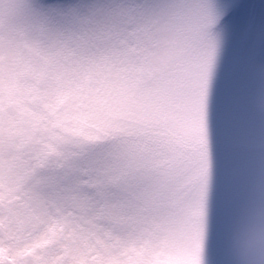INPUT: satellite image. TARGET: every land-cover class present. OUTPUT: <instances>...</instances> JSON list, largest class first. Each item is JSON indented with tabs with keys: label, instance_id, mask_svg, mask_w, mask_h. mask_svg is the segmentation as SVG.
Wrapping results in <instances>:
<instances>
[{
	"label": "snow or ice",
	"instance_id": "6c2138e0",
	"mask_svg": "<svg viewBox=\"0 0 264 264\" xmlns=\"http://www.w3.org/2000/svg\"><path fill=\"white\" fill-rule=\"evenodd\" d=\"M261 95L264 0H0V264H235Z\"/></svg>",
	"mask_w": 264,
	"mask_h": 264
},
{
	"label": "clouds",
	"instance_id": "9594fccd",
	"mask_svg": "<svg viewBox=\"0 0 264 264\" xmlns=\"http://www.w3.org/2000/svg\"><path fill=\"white\" fill-rule=\"evenodd\" d=\"M235 264H264V188L238 217L231 238Z\"/></svg>",
	"mask_w": 264,
	"mask_h": 264
},
{
	"label": "rangeland",
	"instance_id": "374dc122",
	"mask_svg": "<svg viewBox=\"0 0 264 264\" xmlns=\"http://www.w3.org/2000/svg\"><path fill=\"white\" fill-rule=\"evenodd\" d=\"M256 103L258 108L264 109V95L258 96ZM260 195L261 189H258L250 200L257 199Z\"/></svg>",
	"mask_w": 264,
	"mask_h": 264
}]
</instances>
